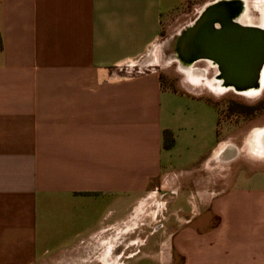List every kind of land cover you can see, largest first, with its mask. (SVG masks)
<instances>
[{
  "label": "crops",
  "instance_id": "0c3cea01",
  "mask_svg": "<svg viewBox=\"0 0 264 264\" xmlns=\"http://www.w3.org/2000/svg\"><path fill=\"white\" fill-rule=\"evenodd\" d=\"M195 1L0 0V264H264L263 167L158 67Z\"/></svg>",
  "mask_w": 264,
  "mask_h": 264
},
{
  "label": "rangeland",
  "instance_id": "374dc122",
  "mask_svg": "<svg viewBox=\"0 0 264 264\" xmlns=\"http://www.w3.org/2000/svg\"><path fill=\"white\" fill-rule=\"evenodd\" d=\"M217 1L203 2L197 0L185 4L168 17L162 29V36L154 47L161 78L164 86L169 89L191 90L194 93L208 97L216 105L218 110V140L228 141L224 145V149L226 156L229 155L230 158L225 160V163H231L232 165L238 163L239 157L242 156L240 154L238 157V148L244 146L242 151H246L247 161L250 162L254 158H258V165H261L264 169V153L258 154L257 151H254L257 154L256 156L250 154L248 143V137L252 130L264 129V86L260 87L258 91H253V93L237 91L230 86H222L225 89H217L215 79L219 76V70L216 63L211 62L212 60L197 59L192 62L189 69H185L186 66L181 67L180 62L174 57L177 50L174 49L176 46H174L175 40L173 39L194 22L203 10L204 5ZM244 1L251 18V23L244 25L261 27L258 23H260L263 14L260 6L264 3V0ZM262 133L264 131H261ZM258 144L261 145L259 140ZM261 147L264 149L263 142ZM235 157L236 159H234Z\"/></svg>",
  "mask_w": 264,
  "mask_h": 264
},
{
  "label": "water",
  "instance_id": "95a60500",
  "mask_svg": "<svg viewBox=\"0 0 264 264\" xmlns=\"http://www.w3.org/2000/svg\"><path fill=\"white\" fill-rule=\"evenodd\" d=\"M237 13L239 7L234 1L210 4L181 32L176 49L186 63L212 60L224 86L245 92L260 86L264 28L235 21Z\"/></svg>",
  "mask_w": 264,
  "mask_h": 264
},
{
  "label": "bare ground",
  "instance_id": "6f19581e",
  "mask_svg": "<svg viewBox=\"0 0 264 264\" xmlns=\"http://www.w3.org/2000/svg\"><path fill=\"white\" fill-rule=\"evenodd\" d=\"M219 1V0H218ZM217 1V2H218ZM230 1H234L235 4L239 7V13H237L234 17L235 21L241 23V24H250L251 23V18L248 14V11H247V5L245 3L244 0H230ZM262 17L260 19V23L259 26H261L262 28H264V10H262ZM178 53L175 52V55L174 57L180 62V64L182 65L181 67H184L183 65H185V69H189V67L191 66V63H186L180 56L179 54L176 55ZM211 64V63H210ZM260 86L259 88H256V89H250L248 90V92L246 93H253V91H258L260 90V87L262 88L264 86V65L262 67V71H261V75H260ZM212 83V82H211ZM222 81L219 79V76L216 77L215 79V87L217 89H225ZM261 131H264V129H254L251 131L249 137H248V143H249V149L251 151H257L258 154H263L264 150L261 146H262V142H263V145H264V133L261 134ZM259 133V134H258ZM259 137V138H258ZM258 140L259 142H261V145L258 144Z\"/></svg>",
  "mask_w": 264,
  "mask_h": 264
},
{
  "label": "trees",
  "instance_id": "16d2710c",
  "mask_svg": "<svg viewBox=\"0 0 264 264\" xmlns=\"http://www.w3.org/2000/svg\"><path fill=\"white\" fill-rule=\"evenodd\" d=\"M163 139H164V146L165 147H170L173 144V134L171 131L165 130L163 132Z\"/></svg>",
  "mask_w": 264,
  "mask_h": 264
},
{
  "label": "flooded vegetation",
  "instance_id": "af4514ba",
  "mask_svg": "<svg viewBox=\"0 0 264 264\" xmlns=\"http://www.w3.org/2000/svg\"><path fill=\"white\" fill-rule=\"evenodd\" d=\"M262 10H264V3L260 6Z\"/></svg>",
  "mask_w": 264,
  "mask_h": 264
}]
</instances>
